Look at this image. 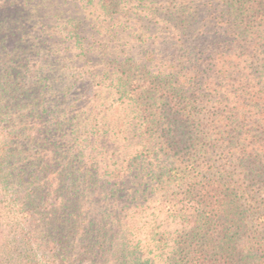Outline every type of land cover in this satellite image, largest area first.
Returning a JSON list of instances; mask_svg holds the SVG:
<instances>
[{"label":"trees","instance_id":"16d2710c","mask_svg":"<svg viewBox=\"0 0 264 264\" xmlns=\"http://www.w3.org/2000/svg\"><path fill=\"white\" fill-rule=\"evenodd\" d=\"M79 1L50 46L0 16V264H264V0ZM88 6L142 49L89 69Z\"/></svg>","mask_w":264,"mask_h":264},{"label":"rangeland","instance_id":"374dc122","mask_svg":"<svg viewBox=\"0 0 264 264\" xmlns=\"http://www.w3.org/2000/svg\"><path fill=\"white\" fill-rule=\"evenodd\" d=\"M51 2H54V4L51 5ZM72 2L73 0H0V16L2 19L4 18V20H6L5 23L7 28L10 29L12 26L16 27L14 29L11 28V32H7V35L10 33H17L19 37V35L23 33L28 44H39L42 41H46V45L50 46L54 39H56L54 31L58 30L57 24L62 23V20H58L55 14L59 13L61 10L67 11L72 8ZM79 3L80 1L77 0L76 4ZM92 9L93 8L88 6V10L83 13V16H86L87 18L85 22L88 23L86 24V31L84 32V42L91 50L88 60L86 59L88 61L89 69H99L98 64L95 62V54H100L103 50L108 53H114L113 55L117 56L123 54V50H126L129 47L133 48L136 46L133 48V52L135 54L142 49L141 44L137 45L132 38L127 35V37L124 35V40L113 41L112 35L106 33L105 30H101V28L97 25V23L102 19L98 18L96 20L95 15L92 13ZM127 18L128 17H126V20ZM126 20H124L125 23H127ZM101 25L107 26L105 22L101 23ZM126 40L129 41V43L126 42ZM62 41H60L58 47L60 48L61 53L65 55L67 53L66 46L71 45V42L66 41L64 43ZM72 46L74 47V45H71V49H73ZM80 52L81 50L78 48L71 51L70 54L73 56L74 60L73 62H70V64L77 62L78 58L75 55ZM37 53L39 55L36 54V52L28 53L27 57H29L31 65H35L37 60L45 58V56L50 54L48 53V50H37ZM93 54L94 56H91ZM31 68L33 72L36 70L34 66H31ZM66 71L69 74L73 72L72 75L74 76L72 80H69L72 82V88L69 93L70 100L80 98L82 101H85L88 96L91 94L93 95V93L96 92L98 94V96L96 95V98L99 99V102L103 101L107 92L104 90L101 91L100 85L95 82H91L87 75L78 74L79 71L77 70H72L71 72L68 70ZM88 83H90L91 86H87ZM121 139V142L125 141L123 138Z\"/></svg>","mask_w":264,"mask_h":264}]
</instances>
